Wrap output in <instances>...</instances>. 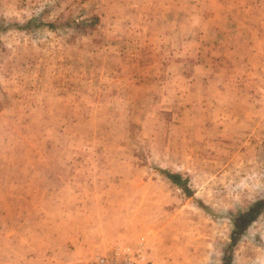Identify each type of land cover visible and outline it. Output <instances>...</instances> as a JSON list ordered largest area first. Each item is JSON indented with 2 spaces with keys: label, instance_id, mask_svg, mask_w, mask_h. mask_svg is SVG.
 I'll return each instance as SVG.
<instances>
[{
  "label": "rangeland",
  "instance_id": "obj_1",
  "mask_svg": "<svg viewBox=\"0 0 264 264\" xmlns=\"http://www.w3.org/2000/svg\"><path fill=\"white\" fill-rule=\"evenodd\" d=\"M260 1L0 0V264H264Z\"/></svg>",
  "mask_w": 264,
  "mask_h": 264
},
{
  "label": "crops",
  "instance_id": "obj_2",
  "mask_svg": "<svg viewBox=\"0 0 264 264\" xmlns=\"http://www.w3.org/2000/svg\"><path fill=\"white\" fill-rule=\"evenodd\" d=\"M253 9H257V11L259 12L258 16L249 15V13L253 12ZM243 18H244L243 26L249 28L250 31H252L255 34L253 37L251 36V39L253 41L258 40V41L263 42L261 45H259V47H254L255 45L253 42L249 50L251 51L253 55H256V56L261 55V53L262 55H264V1H260L259 3H248V5L245 7V13L243 15ZM253 26H255V28H253ZM258 66L260 67L261 70H263L262 72H264V66L262 64H259ZM249 69H251V67ZM254 71H257V69ZM260 77H263V76L260 75ZM261 80L262 78L257 81L246 82L242 88H241V85H238L237 81H234L232 83L235 85L233 87L235 89H237V87L240 88L241 90L245 88L243 92H241V90L238 91L242 94H248L247 92L250 89H257L258 94L253 97L252 95L255 92V90L249 91L250 93L247 96H250V99H248L247 106L250 105L252 101L251 98L255 99L256 103H261V102L264 103V87L261 85L262 84ZM239 84L241 83L239 82Z\"/></svg>",
  "mask_w": 264,
  "mask_h": 264
},
{
  "label": "built area",
  "instance_id": "obj_3",
  "mask_svg": "<svg viewBox=\"0 0 264 264\" xmlns=\"http://www.w3.org/2000/svg\"><path fill=\"white\" fill-rule=\"evenodd\" d=\"M136 254L127 249L116 248L109 255L98 256L87 264H136Z\"/></svg>",
  "mask_w": 264,
  "mask_h": 264
},
{
  "label": "trees",
  "instance_id": "obj_4",
  "mask_svg": "<svg viewBox=\"0 0 264 264\" xmlns=\"http://www.w3.org/2000/svg\"><path fill=\"white\" fill-rule=\"evenodd\" d=\"M167 175V177L169 179H171L174 183L176 184H180L181 181L179 180L180 179V175L179 174H175V173H165ZM182 186V184H181ZM257 214V211H254L252 212L251 210H247L245 211L244 213H238V214H235V213H231L232 215V221L235 223V225L237 226L236 228V233H238V230L239 229H243L244 226L246 225L245 222L249 221L251 217H254L255 215ZM233 223V224H234ZM235 232V231H234ZM232 240H236L237 238V235L233 233V235L231 236Z\"/></svg>",
  "mask_w": 264,
  "mask_h": 264
}]
</instances>
